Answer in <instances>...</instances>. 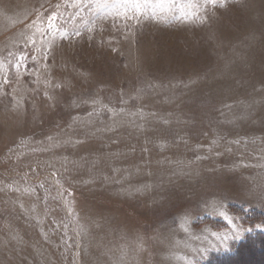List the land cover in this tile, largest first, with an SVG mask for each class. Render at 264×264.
Returning a JSON list of instances; mask_svg holds the SVG:
<instances>
[{"label":"rangeland","instance_id":"rangeland-1","mask_svg":"<svg viewBox=\"0 0 264 264\" xmlns=\"http://www.w3.org/2000/svg\"><path fill=\"white\" fill-rule=\"evenodd\" d=\"M116 3L0 0V264H203L264 231L233 209L264 215V0Z\"/></svg>","mask_w":264,"mask_h":264},{"label":"trees","instance_id":"trees-1","mask_svg":"<svg viewBox=\"0 0 264 264\" xmlns=\"http://www.w3.org/2000/svg\"><path fill=\"white\" fill-rule=\"evenodd\" d=\"M237 214L243 216V224L250 225L254 220L260 222L264 219L262 212L256 210L252 215H246L241 208L234 207ZM252 220V221H251ZM203 264H264V231L248 234L244 239L236 242L233 250L227 253H213Z\"/></svg>","mask_w":264,"mask_h":264},{"label":"snow or ice","instance_id":"snow-or-ice-1","mask_svg":"<svg viewBox=\"0 0 264 264\" xmlns=\"http://www.w3.org/2000/svg\"><path fill=\"white\" fill-rule=\"evenodd\" d=\"M70 2L76 6H82L84 3V0H70ZM224 0H206V3L211 4L213 6L217 5V3H223ZM165 3V0H158L157 3H153V0H117V3L115 5L116 8L122 9V11H118L116 15L122 16L125 19L129 18L128 13L131 11L133 15L131 16L132 19H138L141 16L146 15L147 9H152L153 14H155L156 8L163 7ZM59 19V15L56 13H53L47 17V29L48 30H54L56 29V24L54 23ZM79 35V33H77ZM32 43H35L33 40ZM26 59L24 56L19 57V61L16 64L17 69L21 67L22 62ZM26 67V66H25ZM221 215H224L221 213ZM229 224H233L231 220H228ZM256 227L260 230H264V225H256ZM252 229H242L237 228L235 225H233V235L231 236L232 240H238L243 237L244 232H251ZM227 237L221 240V244L224 247H227Z\"/></svg>","mask_w":264,"mask_h":264}]
</instances>
